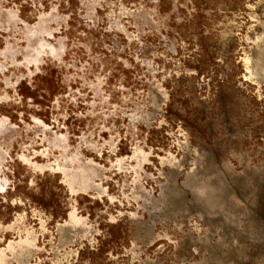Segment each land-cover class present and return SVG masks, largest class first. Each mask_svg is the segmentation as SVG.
<instances>
[{
    "label": "rangeland",
    "instance_id": "obj_1",
    "mask_svg": "<svg viewBox=\"0 0 264 264\" xmlns=\"http://www.w3.org/2000/svg\"><path fill=\"white\" fill-rule=\"evenodd\" d=\"M263 43L264 0H0V264H264Z\"/></svg>",
    "mask_w": 264,
    "mask_h": 264
},
{
    "label": "flooded vegetation",
    "instance_id": "obj_2",
    "mask_svg": "<svg viewBox=\"0 0 264 264\" xmlns=\"http://www.w3.org/2000/svg\"><path fill=\"white\" fill-rule=\"evenodd\" d=\"M260 49L258 48V50L255 52L256 55H258V59H259V63L257 66L254 65V71L255 72H262L264 70V43L262 45L259 46ZM197 162H198V169H197V173L198 174H204L207 173L209 174L212 169H213V160L206 158L204 156L201 157V155H199L197 157ZM172 172L173 175L175 176L176 174L180 173V167L177 166L176 164L173 165L172 167ZM174 176H173V180L170 179L169 181V186L173 185L174 183ZM201 178H197V176H190L189 181H188V186L190 188V192L191 194H193V199H198V197L200 198L201 203H205L206 206H203L200 202H197V208H199V211L206 216V218H209L210 216L212 217V213H217V210H214L212 208V206L208 203L207 198L206 197H200L198 195H196L193 191V188L195 187V185L199 182ZM223 181V180H222ZM213 183H215L218 187H219V191L216 193L215 198H210L212 201L216 202L217 204H222L225 202L226 200V195L229 194L228 188L226 186H224V184L221 183L220 178H216L214 179ZM178 200L175 199V203H177Z\"/></svg>",
    "mask_w": 264,
    "mask_h": 264
}]
</instances>
